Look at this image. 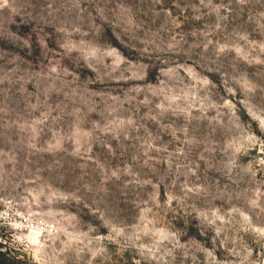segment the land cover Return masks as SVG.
Wrapping results in <instances>:
<instances>
[{"label":"rangeland","instance_id":"374dc122","mask_svg":"<svg viewBox=\"0 0 264 264\" xmlns=\"http://www.w3.org/2000/svg\"><path fill=\"white\" fill-rule=\"evenodd\" d=\"M0 264H264V0H0Z\"/></svg>","mask_w":264,"mask_h":264},{"label":"trees","instance_id":"16d2710c","mask_svg":"<svg viewBox=\"0 0 264 264\" xmlns=\"http://www.w3.org/2000/svg\"><path fill=\"white\" fill-rule=\"evenodd\" d=\"M1 254V253H0Z\"/></svg>","mask_w":264,"mask_h":264}]
</instances>
